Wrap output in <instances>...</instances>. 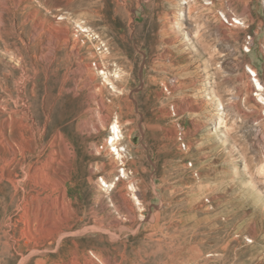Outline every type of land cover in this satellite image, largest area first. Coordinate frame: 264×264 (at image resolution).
Listing matches in <instances>:
<instances>
[{
    "label": "rangeland",
    "instance_id": "374dc122",
    "mask_svg": "<svg viewBox=\"0 0 264 264\" xmlns=\"http://www.w3.org/2000/svg\"><path fill=\"white\" fill-rule=\"evenodd\" d=\"M0 264H264V0H0Z\"/></svg>",
    "mask_w": 264,
    "mask_h": 264
},
{
    "label": "bare ground",
    "instance_id": "6f19581e",
    "mask_svg": "<svg viewBox=\"0 0 264 264\" xmlns=\"http://www.w3.org/2000/svg\"><path fill=\"white\" fill-rule=\"evenodd\" d=\"M249 70L255 75V73L252 71V69L249 68ZM255 80H256L257 84L259 85V87H262V86L260 85V83H258V80H257V79H255ZM117 140H119V133H118L117 125L114 124V125H113V135H112L111 143H112V145L114 146L115 150H118V149L115 147V144H116V141H117ZM118 154H119V152H118Z\"/></svg>",
    "mask_w": 264,
    "mask_h": 264
},
{
    "label": "built area",
    "instance_id": "2783aa9c",
    "mask_svg": "<svg viewBox=\"0 0 264 264\" xmlns=\"http://www.w3.org/2000/svg\"><path fill=\"white\" fill-rule=\"evenodd\" d=\"M225 23L228 25H236L239 24V20H237L234 15L232 14L231 16H228L225 20ZM250 74L255 76L254 74H252V72L249 70ZM182 147H186L185 142H182Z\"/></svg>",
    "mask_w": 264,
    "mask_h": 264
}]
</instances>
